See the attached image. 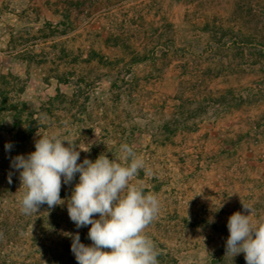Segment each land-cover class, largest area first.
Masks as SVG:
<instances>
[{
	"label": "rangeland",
	"instance_id": "1",
	"mask_svg": "<svg viewBox=\"0 0 264 264\" xmlns=\"http://www.w3.org/2000/svg\"><path fill=\"white\" fill-rule=\"evenodd\" d=\"M82 1L65 19V0H0V73L10 67L29 77L21 99L30 109L41 108L38 137L56 134L75 142L77 150L89 149L80 151L78 163L106 154L125 164L121 145L133 147L145 168L130 184L142 185L160 203L157 218L145 230L159 252V264H246L243 253L225 255L227 222L234 212L250 214L242 200L252 208L253 223L264 224V67L246 68V58L235 59L232 65L212 60L201 29L209 21L232 24L243 34L256 27L264 38V10L258 8H264V0L254 6L245 5L248 0ZM14 27L19 31L11 37ZM20 37L27 51L41 55L42 63L24 68L11 61L7 42ZM93 52V59L100 55L119 62L86 63ZM134 52L148 56L134 64L130 61ZM62 72L71 79L94 82L89 100L83 107L56 104L49 112L42 104L56 88L66 95L72 92L71 85L57 84L55 77ZM112 78L129 82L132 92L116 99ZM230 90L257 102L218 110L217 101ZM205 104L212 106L202 114L198 106ZM13 132L6 121L0 133V245L7 240L2 222L8 225L25 215L20 201L26 189L12 159L35 151L32 142L7 151L5 144H12ZM64 144L68 146L67 141ZM61 180V190L69 194L62 199L65 203L51 210L44 204L34 213L45 214L44 223L53 227L54 245L43 246L65 248L64 242L71 239L65 233L77 232L81 243L91 245V225L77 229L67 211L79 173L69 189ZM22 239L16 236L9 245L17 247L7 250L13 249L15 255L20 245L25 249L28 245ZM69 253L73 260L68 263L77 264L71 248Z\"/></svg>",
	"mask_w": 264,
	"mask_h": 264
},
{
	"label": "clouds",
	"instance_id": "2",
	"mask_svg": "<svg viewBox=\"0 0 264 264\" xmlns=\"http://www.w3.org/2000/svg\"><path fill=\"white\" fill-rule=\"evenodd\" d=\"M12 147L5 144L7 151ZM79 149L75 142L53 134L40 136L35 151L26 157L12 159L11 166L20 170L21 186L26 189L20 201L21 212L31 215L44 204L49 210L63 205L61 177L64 184H70L79 173L67 211L77 229L91 225L88 238L92 244L81 243L78 232L65 233L72 238L71 251L77 264H159L156 245L145 232L159 214V199L145 193L142 185L130 184L145 168V161L133 147L123 144L125 164L110 160L106 154H100L94 162L85 158L78 163L80 151L89 150ZM8 183H12L11 175ZM241 203L250 214L237 211L228 218L225 255L233 258L243 253L246 264H264V224H254L252 208ZM97 214L99 218L95 219Z\"/></svg>",
	"mask_w": 264,
	"mask_h": 264
},
{
	"label": "trees",
	"instance_id": "3",
	"mask_svg": "<svg viewBox=\"0 0 264 264\" xmlns=\"http://www.w3.org/2000/svg\"><path fill=\"white\" fill-rule=\"evenodd\" d=\"M262 0L257 1H245L246 4L256 5V3L261 2ZM65 3L68 4L64 18L69 19V13L72 10H77L82 6V0H65ZM236 4V1H235ZM258 6V5H257ZM264 10V8L259 7ZM14 10H11V13H14ZM50 25V24H49ZM260 30V29H259ZM258 28H254L252 33L243 34L239 28H234L232 24L228 25H216L214 23L207 22L203 25L201 32L207 35V41H205V45L207 46L208 51L206 53L210 54L212 60L216 59L218 62L226 61L232 65V62L237 60H244V65L246 68L262 70L264 67V38L260 37L257 32ZM19 31L18 28H13L10 31L11 37H13L14 32ZM27 32V30H26ZM23 40L21 37L16 41L7 42L8 43V55H11L10 59L13 62H17L24 68H29L30 65H38L42 63V57L40 54H35L31 52V50L27 51V47H23ZM11 43V44H10ZM1 44V43H0ZM117 44H125V47H129V43H124L122 41H118ZM19 48V49H18ZM89 55L88 58L84 59L86 63L93 62L98 64H102L103 66H112L119 62L118 59L110 61L108 58L98 55V59H93L92 56ZM168 53L165 52L163 57L166 58ZM148 55H143L140 52L132 53V57L130 61L134 64L141 63L146 60ZM2 56H0V61ZM71 74V73H70ZM73 74V73H72ZM58 85L65 84L72 86V92L69 95L63 94L60 92L59 88H56L55 95L49 97L46 102L42 105H46L48 108L47 111H51V109L56 104H72L78 106H84L85 103L89 100V93L91 90H88L90 86L94 84V82L89 81L87 79H71L67 77V73L62 72L58 73L55 77ZM29 80L28 76H21V74L17 72H13L10 67L6 68L4 72L0 73V133L2 127L6 121L11 122L12 126L15 128V132L11 135V142L13 147H16V144H25L32 142L35 145L38 137V133L42 129V118L40 115V107L36 109H30L27 103L21 99V95L23 94L27 81ZM121 79L112 78L111 84L115 87V95L120 98V95L126 92H132L131 87L126 84H130L129 82H118ZM134 82V79L131 80ZM118 83V84H117ZM122 84V85H121ZM88 85V88L87 86ZM125 88V89H124ZM122 91V92H121ZM261 95V94H260ZM236 97V98H235ZM258 96L254 97L257 99ZM253 97L244 96L243 92H239L238 94H233V92L227 91L217 102L218 110L227 109L231 106L235 108H243L246 105H250V103L257 102V100H252ZM82 99V102H81ZM259 102V101H258ZM244 104V105H243ZM212 105L205 104L199 105L198 110L202 114H206V107H210ZM228 110V109H227ZM191 118V117H190ZM182 119V118H181ZM185 119V118H184ZM182 119L183 121H185ZM177 124V123H175ZM179 127V126H177ZM91 161H95L94 158H91ZM72 183V182H71ZM67 184L68 189L71 186ZM61 199H64L69 196L67 195V191L61 190L60 192ZM10 213H6L5 216H8ZM45 214L38 213L33 214L31 216H20L14 222L7 225L6 221L2 222L1 227L3 228L4 237L7 236V240L5 242L6 245H0V264H69L73 258L71 257L70 251V242H72V238L65 241V248L55 247L52 249L48 246L45 247L43 245H54V239H51V229L53 228L51 225L44 223L47 221L45 218ZM56 228H54L55 230ZM55 232V231H53ZM24 233V234H22ZM16 236L19 238H24L22 241L24 245H28L25 249H23L22 245L19 246V251L15 253L8 251L7 248L10 246L17 245H9L13 244ZM29 241V242H28ZM63 243V244H64ZM32 245V246H31ZM34 248V249H32ZM67 259V260H64ZM63 260L64 262H61Z\"/></svg>",
	"mask_w": 264,
	"mask_h": 264
}]
</instances>
